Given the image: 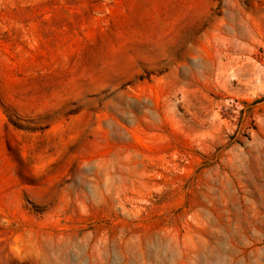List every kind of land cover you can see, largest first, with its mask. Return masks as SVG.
<instances>
[{"label": "rangeland", "instance_id": "rangeland-1", "mask_svg": "<svg viewBox=\"0 0 264 264\" xmlns=\"http://www.w3.org/2000/svg\"><path fill=\"white\" fill-rule=\"evenodd\" d=\"M0 264H264V0H0Z\"/></svg>", "mask_w": 264, "mask_h": 264}]
</instances>
